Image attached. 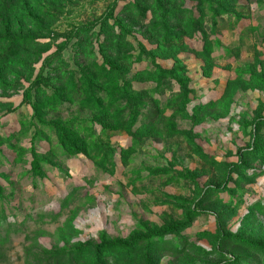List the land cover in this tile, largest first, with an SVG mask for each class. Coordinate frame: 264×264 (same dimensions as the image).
I'll list each match as a JSON object with an SVG mask.
<instances>
[{
  "label": "rangeland",
  "instance_id": "rangeland-1",
  "mask_svg": "<svg viewBox=\"0 0 264 264\" xmlns=\"http://www.w3.org/2000/svg\"><path fill=\"white\" fill-rule=\"evenodd\" d=\"M220 1L54 0L40 53L0 81V264H102L100 235L189 211L156 264H264V0Z\"/></svg>",
  "mask_w": 264,
  "mask_h": 264
},
{
  "label": "trees",
  "instance_id": "trees-1",
  "mask_svg": "<svg viewBox=\"0 0 264 264\" xmlns=\"http://www.w3.org/2000/svg\"><path fill=\"white\" fill-rule=\"evenodd\" d=\"M196 1L201 8H203V5H210L212 8L214 5L218 4L219 8H221L222 3L220 0ZM0 4L3 5L0 7V81H4L3 72L5 70L8 68L12 69L13 67L26 68L27 65L22 61L23 57H26L28 61L37 57L43 47L39 42V39L41 37L44 38V36L37 35H39L40 32V34H46V32L50 33V31H52V26H54V22L57 21V17L54 13L61 12L64 3L62 2L57 6L58 3H54V0H37L36 4H32L31 0H0ZM108 10L110 12L109 15L107 14ZM112 15V11L107 9L105 14L99 19L103 28L109 26V20L112 18ZM114 25L117 27L115 23ZM118 26L121 25L119 24ZM13 30H15V36L12 37L10 36V33ZM111 35L112 40L117 39V44L119 45L122 39L112 32ZM38 75H41V72H39ZM91 83L92 81L89 79V85ZM92 89L93 87L91 89L89 87V93ZM131 101V98L128 99L127 104L130 105ZM93 104L99 107L101 106V102L95 101V98H91L90 108H93ZM137 116L138 110L132 109L125 124H121V127L122 125H128V123H130L131 126L134 125ZM68 146L72 150L77 149V144L74 142H69ZM194 217L195 216L189 211V213L184 216V221L182 223L164 226L157 230H152L151 232L147 231L144 235L141 233H135L129 237L127 241H122L120 239L107 241L103 235H100L99 244L94 249V258L104 264L102 260L107 253L122 250L123 252H126V258L140 253V257L136 259L138 264H156V254L154 252L155 246L153 243L154 239L184 230L190 225ZM143 243L147 244L144 253L142 251L144 250ZM250 244L258 249L264 250V243L260 241H251ZM231 262L235 263L234 260Z\"/></svg>",
  "mask_w": 264,
  "mask_h": 264
}]
</instances>
